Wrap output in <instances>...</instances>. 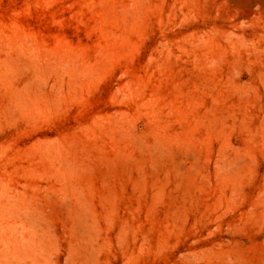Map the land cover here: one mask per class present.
I'll return each instance as SVG.
<instances>
[{"label": "rangeland", "instance_id": "rangeland-1", "mask_svg": "<svg viewBox=\"0 0 264 264\" xmlns=\"http://www.w3.org/2000/svg\"><path fill=\"white\" fill-rule=\"evenodd\" d=\"M0 264H264V0H0Z\"/></svg>", "mask_w": 264, "mask_h": 264}]
</instances>
